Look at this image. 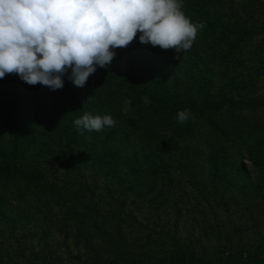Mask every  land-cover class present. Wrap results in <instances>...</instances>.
I'll list each match as a JSON object with an SVG mask.
<instances>
[{
  "label": "trees",
  "instance_id": "trees-1",
  "mask_svg": "<svg viewBox=\"0 0 264 264\" xmlns=\"http://www.w3.org/2000/svg\"><path fill=\"white\" fill-rule=\"evenodd\" d=\"M183 11L205 24L186 53L142 44L138 32L83 87L67 75L55 91L0 78V209L14 225L12 201L28 204L63 236L26 263L0 264H264L261 232L232 228L214 248L182 232L199 227L205 206L216 234L226 228L218 208L264 210V0H183ZM160 59L178 61L183 84ZM85 112L116 126L78 132Z\"/></svg>",
  "mask_w": 264,
  "mask_h": 264
},
{
  "label": "clouds",
  "instance_id": "clouds-1",
  "mask_svg": "<svg viewBox=\"0 0 264 264\" xmlns=\"http://www.w3.org/2000/svg\"><path fill=\"white\" fill-rule=\"evenodd\" d=\"M204 27L186 15L183 0H0V78L16 73L29 85L55 91L67 75L83 87L138 32L142 44L179 54L192 48ZM143 102L150 103L149 97ZM131 104L126 99L122 111L127 113ZM190 116V110H179L177 122ZM73 123L78 132L116 126L111 114L89 112Z\"/></svg>",
  "mask_w": 264,
  "mask_h": 264
},
{
  "label": "rangeland",
  "instance_id": "rangeland-1",
  "mask_svg": "<svg viewBox=\"0 0 264 264\" xmlns=\"http://www.w3.org/2000/svg\"><path fill=\"white\" fill-rule=\"evenodd\" d=\"M162 62L164 70L168 67L166 70H168V75L171 78L174 79L179 73L177 79L181 82L179 84H183L184 72H182V70H174L173 72L172 70L173 68L179 67L178 61H166L167 63H165L162 60ZM159 64H161V62H159ZM241 161L246 164V168L249 172L253 173V166L249 159L244 157ZM202 185L204 186L205 184L203 183ZM190 189L189 187V190ZM243 204L236 205L231 211H228L229 204L217 209L220 215L221 227L226 226L225 230L222 229L223 234H216L210 230V223H213L215 214L213 210L206 206L205 209L198 214V223H195V226L199 227L194 229L189 222H186L183 224L182 232L185 236H190L192 239L199 240L200 244H205L206 246H210V248H214L219 242L223 243L227 240V235L232 228H234L238 234L244 233V235L253 236L254 231L264 234V210L258 206H253L255 208H252L249 207L248 204ZM12 207L14 209L12 214L18 212L17 219H19L14 225H12L11 220H9L10 223L5 220L6 215H9L7 216L8 219L11 217V209L9 213H7V209H0V255L4 258L12 257L14 260L26 263L27 259L33 258L41 249L48 252L45 242L55 249L56 244L63 241V236L56 234L53 227L42 223L41 220H37L41 215H29L34 211L28 207V204L24 205L17 201H12ZM214 207L216 210L218 207L216 203H214ZM31 217H33V220H29ZM191 221L192 220H190V222ZM45 228H49L48 232H45ZM68 243L71 246L70 252L75 255L76 250L69 240ZM58 250L63 252L65 249L63 246L59 245Z\"/></svg>",
  "mask_w": 264,
  "mask_h": 264
}]
</instances>
